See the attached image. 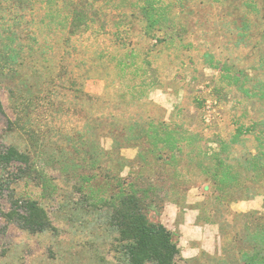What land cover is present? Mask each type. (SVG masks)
Listing matches in <instances>:
<instances>
[{
  "label": "rangeland",
  "instance_id": "1",
  "mask_svg": "<svg viewBox=\"0 0 264 264\" xmlns=\"http://www.w3.org/2000/svg\"><path fill=\"white\" fill-rule=\"evenodd\" d=\"M165 3L167 22L148 34L140 0H0V50L24 52L20 78L0 69V149L28 153L45 179L3 187L0 211L29 196L52 225L30 233L0 214V264H125L102 203L124 181L142 182L148 220L177 242L176 264H243L257 244L264 0ZM73 8L85 17L75 28ZM18 90L34 138L8 128Z\"/></svg>",
  "mask_w": 264,
  "mask_h": 264
},
{
  "label": "trees",
  "instance_id": "2",
  "mask_svg": "<svg viewBox=\"0 0 264 264\" xmlns=\"http://www.w3.org/2000/svg\"><path fill=\"white\" fill-rule=\"evenodd\" d=\"M140 3L139 10L147 22L146 32L149 34V29L152 31L154 28L159 30L168 20L169 4L165 3V0H140ZM71 10H74L73 14L76 19L70 25L75 28L85 22V17L78 14L82 11H77L74 8L70 9V12ZM8 34L12 35L11 32ZM4 47V51L0 50V69L4 70L9 66L11 68H7L8 72L13 71L9 76H13L14 79L16 76L20 78L21 73L18 70L22 69L24 65V52L21 46L11 47L8 43L4 44ZM37 74L35 72L32 75ZM25 96L23 91H11L12 99H22V101L16 105L14 112L16 118L13 121H8V128L21 129L30 138H34V131L29 123L31 114L34 112L33 106L31 102L26 101L28 98ZM0 114H4L1 99ZM244 130L238 127L233 140L237 141L244 134ZM256 159L253 158L251 161L252 166H257ZM14 164L18 165L15 173L10 170ZM36 172L35 162L28 153L20 152L14 146L0 149V191L4 188L11 189L13 183L33 174L45 184L44 175ZM9 176L10 178H8ZM228 178L227 172L221 173L222 181ZM138 186H143L142 182L136 184L124 181L119 185L117 193L110 197L112 202L102 201L103 205L110 206V221L117 228L121 256L125 264H176L180 258V250L173 233L162 223L148 220L146 215L149 207L147 192L139 190ZM10 205L9 211H0V214L8 222L14 223L30 233H42L52 229L45 209L29 196L25 198L11 197ZM252 240H257V244L250 251L246 250L242 253L243 264H264V229L261 228L257 231Z\"/></svg>",
  "mask_w": 264,
  "mask_h": 264
},
{
  "label": "crops",
  "instance_id": "3",
  "mask_svg": "<svg viewBox=\"0 0 264 264\" xmlns=\"http://www.w3.org/2000/svg\"><path fill=\"white\" fill-rule=\"evenodd\" d=\"M171 213L173 214L174 217H176L177 214H178V210L172 209V212ZM184 216H185L186 221L190 220L191 215H189V214L186 213V214H184Z\"/></svg>",
  "mask_w": 264,
  "mask_h": 264
}]
</instances>
